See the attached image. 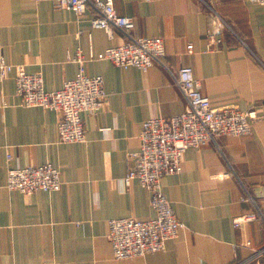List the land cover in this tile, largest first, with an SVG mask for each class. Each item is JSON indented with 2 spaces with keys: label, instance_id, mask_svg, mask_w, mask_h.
<instances>
[{
  "label": "crops",
  "instance_id": "0c3cea01",
  "mask_svg": "<svg viewBox=\"0 0 264 264\" xmlns=\"http://www.w3.org/2000/svg\"><path fill=\"white\" fill-rule=\"evenodd\" d=\"M114 6L133 19L134 35L161 36L165 55L147 71L107 59L84 62L87 74L103 76L108 93L97 113H81L86 140L61 141L56 110L23 105L15 69L0 81V264H255L246 260L264 245V5L114 0ZM96 15L90 4L77 13L54 0H0V59L41 71L44 88L58 89L75 77L78 52L88 58L123 40L118 28L109 34L93 27ZM182 65L193 68L214 105L235 103L261 117L248 134L187 148L182 170L162 178L184 226L161 250L115 258L109 219L155 216L150 191L137 179L125 184L126 159L139 148L146 119L185 109L175 80ZM46 162L61 172L58 190L25 194L5 186L9 167ZM250 211L258 217L234 226L235 216ZM258 260L264 264V256Z\"/></svg>",
  "mask_w": 264,
  "mask_h": 264
},
{
  "label": "built area",
  "instance_id": "2783aa9c",
  "mask_svg": "<svg viewBox=\"0 0 264 264\" xmlns=\"http://www.w3.org/2000/svg\"><path fill=\"white\" fill-rule=\"evenodd\" d=\"M254 1L264 5V0ZM54 3L59 8L68 7L77 13H82L90 4L97 12L91 20L92 26L103 28L109 34L118 28L123 33V40L102 51H91L88 58L78 52L79 67L75 77L66 79L58 89L49 91L44 88L41 71L27 72L23 66L14 65L3 58L0 59V81L15 69V91L21 103L56 110L59 113V139L63 142L84 141L86 131L81 113H97L108 98L103 76L87 74L84 62L107 59L118 66H136L147 71L165 55L164 39L161 36L134 35L133 19L118 14L114 0H54ZM224 25L225 21L219 19L217 30L220 31ZM213 34L209 36L212 38ZM187 47L191 50L192 44ZM175 80L186 97L185 109L169 117L158 115L146 119L139 135V148L127 155L125 184L137 179L150 191L155 216L148 219H109L108 237L113 255L118 259L161 250L166 241L177 236L184 226L163 191L162 178L182 170L183 153L187 148L200 147L209 141L216 142L224 135L248 134L252 131L253 121L261 117L255 110H242L235 103L214 105L209 96L201 91L199 80L189 65L177 69ZM10 157L8 154L7 158ZM61 185V172L51 162L9 167L5 182L8 189L25 194L37 190H58ZM257 217V212L250 211L235 216L233 223L239 227ZM261 256H264V245L254 249L246 262L254 259L255 264H261L258 260Z\"/></svg>",
  "mask_w": 264,
  "mask_h": 264
}]
</instances>
